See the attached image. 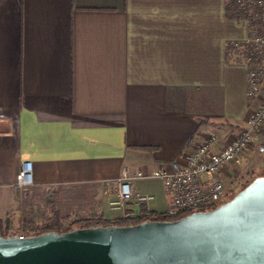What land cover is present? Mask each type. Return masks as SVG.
I'll use <instances>...</instances> for the list:
<instances>
[{
	"label": "crops",
	"instance_id": "0c3cea01",
	"mask_svg": "<svg viewBox=\"0 0 264 264\" xmlns=\"http://www.w3.org/2000/svg\"><path fill=\"white\" fill-rule=\"evenodd\" d=\"M231 7L229 0H0V198L76 191L92 208L87 218L122 219L142 206L165 214L162 181L145 177L181 161L193 140L240 135L260 104L247 97L244 51H228L250 37L246 20L229 17ZM24 162L33 184L19 191ZM246 166L240 157L228 167V187ZM125 169L135 197L118 208Z\"/></svg>",
	"mask_w": 264,
	"mask_h": 264
},
{
	"label": "water",
	"instance_id": "95a60500",
	"mask_svg": "<svg viewBox=\"0 0 264 264\" xmlns=\"http://www.w3.org/2000/svg\"><path fill=\"white\" fill-rule=\"evenodd\" d=\"M0 264H264V176L176 221L1 237Z\"/></svg>",
	"mask_w": 264,
	"mask_h": 264
},
{
	"label": "built area",
	"instance_id": "2783aa9c",
	"mask_svg": "<svg viewBox=\"0 0 264 264\" xmlns=\"http://www.w3.org/2000/svg\"><path fill=\"white\" fill-rule=\"evenodd\" d=\"M238 18L244 19L250 26V37L244 43H234L237 50L244 51V61L248 66L249 101L260 100L246 122V129L238 136L222 141L217 135L209 133L203 140H193L181 155V161H173L166 167L154 171L150 176L139 174L140 178L162 181L170 199L166 211L169 216L188 213L210 212L229 202L235 191L226 185L224 173L246 152L256 150L264 154V0H229ZM203 132H207L203 129ZM33 184L32 164L21 165L16 188L25 191ZM235 195V194H234ZM131 188V176L128 169L123 171L119 189V199L112 203L114 207H123L134 199ZM146 201L152 198L139 197ZM141 211L137 215H145ZM12 237L5 233L0 219V238ZM20 240L25 236H15Z\"/></svg>",
	"mask_w": 264,
	"mask_h": 264
},
{
	"label": "rangeland",
	"instance_id": "374dc122",
	"mask_svg": "<svg viewBox=\"0 0 264 264\" xmlns=\"http://www.w3.org/2000/svg\"><path fill=\"white\" fill-rule=\"evenodd\" d=\"M251 154L252 156H250ZM251 154L249 155L251 158L250 162L244 160L246 159L244 155L241 156V160L247 166L237 177L232 175L230 178L231 181L233 180L231 188L235 191L234 194L236 195L243 190L244 184L252 180L255 171L256 175H264V169L262 168L264 167V156H258L254 152ZM19 193L15 191L9 200L5 196L0 198V217L2 218L9 212V208L13 207L15 202H17L16 208L10 210L4 218L9 223V227L5 230V233L12 237L25 236L22 232V220L24 217L32 218L33 226L40 227L50 223L54 215L58 213L64 228H68L77 220L94 217L92 215V208L88 204L87 207L83 204L86 197L85 194L76 191L61 193L45 192L38 195H32L28 191ZM86 208L88 209L86 210Z\"/></svg>",
	"mask_w": 264,
	"mask_h": 264
},
{
	"label": "trees",
	"instance_id": "16d2710c",
	"mask_svg": "<svg viewBox=\"0 0 264 264\" xmlns=\"http://www.w3.org/2000/svg\"><path fill=\"white\" fill-rule=\"evenodd\" d=\"M232 6V5H231ZM234 11V7H231ZM229 17L237 18V14H229ZM236 50L234 45L229 44L228 45V51L229 50ZM264 175H260L262 177ZM258 177H253L252 180L246 184H244L243 188L247 187L253 180H255ZM236 195V194H235ZM234 195V196H235ZM141 210L143 212H146L145 215H140L137 217H127L117 220H108L102 216L97 218H87V219H80L75 222H73L68 228H64L62 224V220L60 219V216L58 213H56L52 219V221L44 226L40 227H34L33 226V219L32 218H26L24 217L22 220V232L25 234V238L27 237H33L38 235H44L48 233H58L63 234L67 232H71L76 229H92L97 227H113V226H119V227H129V226H136L143 222H150V221H159V222H165V221H176L180 220L182 218H185L187 216H190L193 213L188 214H182L178 216H169L168 214H157L154 212H150L147 210L145 206H142ZM3 228L6 230L9 227V223L6 220H1Z\"/></svg>",
	"mask_w": 264,
	"mask_h": 264
}]
</instances>
